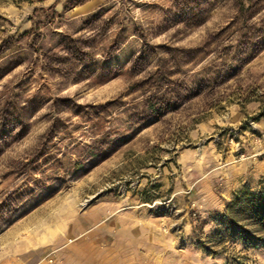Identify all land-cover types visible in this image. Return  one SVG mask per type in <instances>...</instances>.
<instances>
[{
    "label": "rangeland",
    "instance_id": "rangeland-1",
    "mask_svg": "<svg viewBox=\"0 0 264 264\" xmlns=\"http://www.w3.org/2000/svg\"><path fill=\"white\" fill-rule=\"evenodd\" d=\"M243 187L264 189V0H0V264L87 249L105 214L139 225L82 264H264L215 234Z\"/></svg>",
    "mask_w": 264,
    "mask_h": 264
},
{
    "label": "trees",
    "instance_id": "trees-1",
    "mask_svg": "<svg viewBox=\"0 0 264 264\" xmlns=\"http://www.w3.org/2000/svg\"><path fill=\"white\" fill-rule=\"evenodd\" d=\"M215 221V234L221 239L240 240L246 246L264 243V189H239Z\"/></svg>",
    "mask_w": 264,
    "mask_h": 264
},
{
    "label": "crops",
    "instance_id": "crops-1",
    "mask_svg": "<svg viewBox=\"0 0 264 264\" xmlns=\"http://www.w3.org/2000/svg\"><path fill=\"white\" fill-rule=\"evenodd\" d=\"M107 218H108V215L105 214L103 216H98V219H94L92 222H89V226H88L87 231L89 233L90 241H88V243L86 242V245L89 246V247H87V249H85V247L83 248L80 246L77 248L76 247H70V246L67 247V245H66V246H62L61 249H59L57 251V253L55 254L57 256V258H58V256H62L64 259V262L62 264H73V263L74 264H82L84 259L87 258L85 251H86V253H88L89 256H91V251L94 250L93 246H95L93 243H91L94 241L93 236L97 235L99 237L103 236L106 238V237L112 235L113 237L117 238L118 236H120V234H122V232L119 231L120 229L121 230H126L127 228L131 229L133 226L139 225L137 221H135V222L124 221L122 223L120 222L121 223L120 225L122 226L120 229H117V228L115 229L114 227H115L116 223L114 224V222H106ZM121 218H123V215H122V217H118L116 219L121 221ZM123 235L126 237H131V238L133 237L131 234L130 235L129 234L128 235L123 234ZM84 245H85V243H84ZM114 246H117V245L114 243L112 245V247H114ZM16 252H21V250L17 251V249H14V248L11 250V253H16ZM114 254H116V248H115ZM73 255H76L75 260H78V261H76V262L73 261ZM94 260H97V261L101 260V258L98 257V253L96 254V258ZM20 263H21V260L16 259V260L12 261V264H20Z\"/></svg>",
    "mask_w": 264,
    "mask_h": 264
},
{
    "label": "built area",
    "instance_id": "built-area-1",
    "mask_svg": "<svg viewBox=\"0 0 264 264\" xmlns=\"http://www.w3.org/2000/svg\"><path fill=\"white\" fill-rule=\"evenodd\" d=\"M57 261L55 256V251L51 250L48 253H46L43 258H41L37 263L35 264H54Z\"/></svg>",
    "mask_w": 264,
    "mask_h": 264
}]
</instances>
